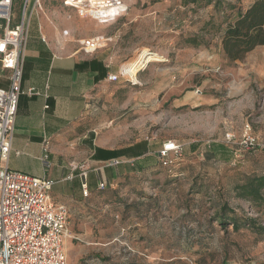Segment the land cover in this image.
I'll list each match as a JSON object with an SVG mask.
<instances>
[{
  "label": "rangeland",
  "instance_id": "374dc122",
  "mask_svg": "<svg viewBox=\"0 0 264 264\" xmlns=\"http://www.w3.org/2000/svg\"><path fill=\"white\" fill-rule=\"evenodd\" d=\"M129 2L106 32L100 25V37L124 54L120 69L140 70L126 69L108 86L93 124L107 147L144 142L160 150L176 141L184 151L142 177L141 190L119 191L101 223H71L69 264H264V234L214 220L224 203L264 225V202L236 196V187L264 176V46L229 62L209 25L221 22L213 4ZM78 32L73 45L95 33ZM189 36L202 45L188 44Z\"/></svg>",
  "mask_w": 264,
  "mask_h": 264
},
{
  "label": "crops",
  "instance_id": "0c3cea01",
  "mask_svg": "<svg viewBox=\"0 0 264 264\" xmlns=\"http://www.w3.org/2000/svg\"><path fill=\"white\" fill-rule=\"evenodd\" d=\"M26 1L15 0L17 17L22 16ZM126 1L130 6L132 2ZM39 5L36 0H28L25 11L28 39L22 88H35L41 94L20 97L12 148L8 159L0 164L12 171L53 180L51 198L68 208L71 223H101L115 205L119 191L141 190L146 183L141 178L160 163L159 150L148 143L105 146L99 128L93 124L97 105L109 97L108 76L123 72L117 63L124 54L108 42L89 50L87 43L100 37L101 24L106 32L107 26L123 18L129 9L117 19L99 22L80 17L62 0H41ZM88 29L95 33L76 39L77 45L70 43L76 32L85 36ZM10 85L11 72L0 64V88L9 89ZM45 142L50 147L49 168L41 160ZM78 165L87 168V196L82 189L83 169ZM101 183L105 188H99ZM107 192L108 201L98 203L99 196Z\"/></svg>",
  "mask_w": 264,
  "mask_h": 264
},
{
  "label": "built area",
  "instance_id": "2783aa9c",
  "mask_svg": "<svg viewBox=\"0 0 264 264\" xmlns=\"http://www.w3.org/2000/svg\"><path fill=\"white\" fill-rule=\"evenodd\" d=\"M40 1L36 0L37 7ZM66 7L75 9L80 17L107 22L127 12L126 0H62ZM26 1L22 16L15 13V0H0V64L11 72L9 89L0 88V162L6 161L12 148V135L22 95H40L35 88H22L24 50L28 39ZM88 50L104 45L99 37L88 42ZM140 69V68H139ZM110 74L109 82H117L128 76ZM43 164L49 168V142L43 145ZM183 146L168 141L158 151L163 166H169L174 158L181 157ZM83 169V194L88 195V173ZM55 182L9 170L0 164V264H69L65 251L67 241L77 239L73 234L70 212L65 205L56 204L51 198ZM100 189L105 184L99 185Z\"/></svg>",
  "mask_w": 264,
  "mask_h": 264
},
{
  "label": "trees",
  "instance_id": "16d2710c",
  "mask_svg": "<svg viewBox=\"0 0 264 264\" xmlns=\"http://www.w3.org/2000/svg\"><path fill=\"white\" fill-rule=\"evenodd\" d=\"M183 3L202 7L214 5L215 14L221 17V22L217 26L211 20L209 25L212 29H218L221 48L229 62L242 61L256 48L264 46V0H251L246 7L238 6L232 0H183ZM186 42L195 47L202 45L197 36L187 37ZM236 196L257 203L264 202V176L254 177L236 187ZM214 220L220 225H232L236 231L248 228L255 234H264V225L257 219L242 217L224 203Z\"/></svg>",
  "mask_w": 264,
  "mask_h": 264
},
{
  "label": "bare ground",
  "instance_id": "6f19581e",
  "mask_svg": "<svg viewBox=\"0 0 264 264\" xmlns=\"http://www.w3.org/2000/svg\"><path fill=\"white\" fill-rule=\"evenodd\" d=\"M143 58V57H142ZM125 69H128V70H130L131 71V73H137L140 69H139V67H136V63L134 64V66L133 67H124ZM136 70V71H135Z\"/></svg>",
  "mask_w": 264,
  "mask_h": 264
}]
</instances>
